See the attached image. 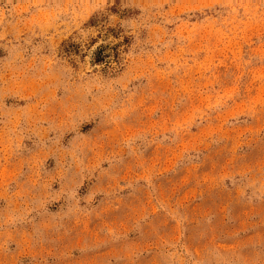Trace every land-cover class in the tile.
Masks as SVG:
<instances>
[{
    "label": "rangeland",
    "instance_id": "374dc122",
    "mask_svg": "<svg viewBox=\"0 0 264 264\" xmlns=\"http://www.w3.org/2000/svg\"><path fill=\"white\" fill-rule=\"evenodd\" d=\"M0 264H264V0H0Z\"/></svg>",
    "mask_w": 264,
    "mask_h": 264
}]
</instances>
